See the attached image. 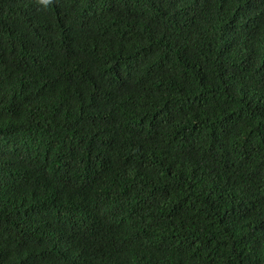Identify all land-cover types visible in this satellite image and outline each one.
<instances>
[{
    "label": "trees",
    "instance_id": "obj_1",
    "mask_svg": "<svg viewBox=\"0 0 264 264\" xmlns=\"http://www.w3.org/2000/svg\"><path fill=\"white\" fill-rule=\"evenodd\" d=\"M0 264H264V0H0Z\"/></svg>",
    "mask_w": 264,
    "mask_h": 264
},
{
    "label": "snow or ice",
    "instance_id": "obj_2",
    "mask_svg": "<svg viewBox=\"0 0 264 264\" xmlns=\"http://www.w3.org/2000/svg\"><path fill=\"white\" fill-rule=\"evenodd\" d=\"M44 2H47V0H44Z\"/></svg>",
    "mask_w": 264,
    "mask_h": 264
}]
</instances>
